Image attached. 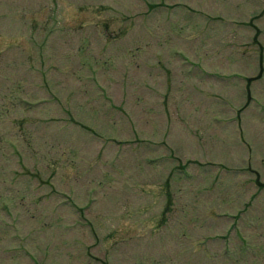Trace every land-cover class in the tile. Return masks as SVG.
<instances>
[{
    "label": "rangeland",
    "instance_id": "1",
    "mask_svg": "<svg viewBox=\"0 0 264 264\" xmlns=\"http://www.w3.org/2000/svg\"><path fill=\"white\" fill-rule=\"evenodd\" d=\"M0 264H264V0H0Z\"/></svg>",
    "mask_w": 264,
    "mask_h": 264
}]
</instances>
